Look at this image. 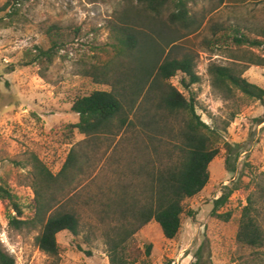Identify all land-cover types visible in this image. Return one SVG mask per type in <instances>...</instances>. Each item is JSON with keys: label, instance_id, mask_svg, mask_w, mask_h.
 <instances>
[{"label": "rangeland", "instance_id": "374dc122", "mask_svg": "<svg viewBox=\"0 0 264 264\" xmlns=\"http://www.w3.org/2000/svg\"><path fill=\"white\" fill-rule=\"evenodd\" d=\"M4 1L0 0V5ZM124 3L125 0H30L23 3L12 25L0 28V182H7L17 195L24 209L20 219L34 214L30 209L36 197L34 155L56 174L72 147L82 148L85 135L71 133L67 127L79 119L71 109L75 96L96 89H111L109 85L94 83L84 73L111 60L114 54L111 25ZM191 13L201 21L196 31L178 32L156 22H145L140 27L153 35L157 44L166 47L163 57H183L188 53L197 56L201 82L192 87V93L198 102V114L223 136L218 145L220 153L209 164L207 185L183 203L185 211L179 236L167 239L160 225L151 222L135 234L131 249L138 256L136 264H192L198 253L202 264H252L253 249L237 241V231L247 197L257 190L258 183L264 184V103L242 95L224 98L214 90L208 66L211 62L228 64L229 59L224 50L211 51L204 40L211 37L210 27L215 22L237 23L261 34L264 0L235 4L198 0L191 5ZM55 24L72 30L65 49L44 74L38 66H22L20 62L27 49L48 45L45 30ZM167 35L169 38L187 36L167 46L163 42ZM244 76L264 88V66L252 65ZM181 78L178 74L171 83L189 96L190 92L180 85ZM138 130L143 131L141 126ZM138 134L141 141H149L143 133ZM227 142L234 146L231 163L235 172L226 166ZM104 148L95 149L98 158ZM96 151L89 149L91 156ZM117 154L110 151L93 163V167L86 166L84 175H78L72 185L63 181L64 189L54 185L47 192V195L57 193L59 198L63 197L71 186L78 184L80 177L87 178L77 193L81 196L78 201L81 234L76 237L68 231L59 233L57 255H50L37 245L40 228L18 229L11 225V216L16 211L0 199V243L15 259V264H111L103 228L96 220L100 204L92 202L85 206L83 202L90 195L103 199L114 196V191L119 190L118 180L129 179L126 175L121 177L119 172H127L129 163L138 158V165L141 158L131 142L125 143L119 159ZM224 185L237 186L227 205L219 210V213H231L228 221L212 215L214 200L221 195ZM190 211L194 212L192 216L188 215ZM90 223L98 225L96 235L91 234ZM88 234H91L89 241ZM84 250H91L92 255Z\"/></svg>", "mask_w": 264, "mask_h": 264}, {"label": "trees", "instance_id": "16d2710c", "mask_svg": "<svg viewBox=\"0 0 264 264\" xmlns=\"http://www.w3.org/2000/svg\"><path fill=\"white\" fill-rule=\"evenodd\" d=\"M30 0H5L0 5V28L9 27L20 14L23 3ZM198 0H125L116 11L112 22L113 56L104 66H93L85 71L96 84H106L109 90L96 89L77 94L71 109L79 119L69 124L70 132L85 135L81 150L72 147L55 174L38 156L34 155L36 197L30 209L34 213L24 219V209L17 195L7 182H0V199L8 202L16 211L10 224L18 229L40 228L36 237L39 248L57 255L60 250L58 234L68 231L79 236L82 231L77 194L85 177L67 195H47L53 186L65 188L63 181L72 185L78 175H84L85 167L101 160L107 153L120 151L125 143H133L141 158L131 161L127 172L119 175L129 178L118 180L119 190L103 199L95 195L87 197L83 205L99 203L96 220L103 228L109 248L111 264H136L137 254L132 251L135 234L151 222L160 225L167 239H176L182 228L184 201L200 193L210 179L209 164L220 153L219 143L223 136L217 128L207 124L197 112V99L192 87L201 82L197 72V56H164L163 44H157L153 35L145 33L141 24L161 23L167 29L175 28L196 31L200 19L191 13V5ZM244 2L246 0H220V3ZM211 37L204 40L211 51H225L228 64L211 62L208 74L214 90L224 98L242 95L264 103V88L250 82L245 72L252 65L264 66V32L244 28L240 24L225 25L215 22L210 27ZM72 30L51 25L45 30L47 46L35 45L25 51L22 66H38L44 74L60 52L65 49ZM189 35V34H187ZM185 36L169 38L165 45H175ZM178 74L181 87L189 96L171 83ZM136 117V120H135ZM141 126V130L138 127ZM138 132L146 135V142ZM166 136L168 138H166ZM141 141L142 145L139 144ZM104 151L100 158L97 147ZM227 148L226 166L235 172L231 163L234 146ZM89 149L96 151L90 155ZM131 154V153H130ZM132 160V159H131ZM116 163V162H115ZM126 177V178H127ZM87 179V178H85ZM122 179V178H121ZM136 179H138L136 181ZM237 186L224 185L221 195L214 200L212 215L228 221L231 213H219L227 205ZM71 193V194H70ZM104 193V192H103ZM194 212H189L192 216ZM95 234L98 225L89 224ZM91 234L87 235V241ZM237 241L253 249L251 263L264 264V184L258 183L257 190L247 197L237 231ZM81 250L83 248L78 246ZM92 255L91 250H84ZM151 253V244L147 254ZM192 264H202L200 253ZM0 264H15V259L0 243Z\"/></svg>", "mask_w": 264, "mask_h": 264}]
</instances>
